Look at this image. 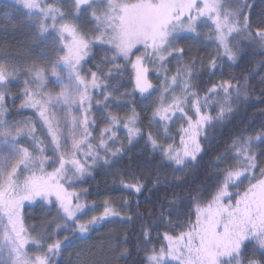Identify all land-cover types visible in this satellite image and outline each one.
<instances>
[{
	"label": "snow or ice",
	"instance_id": "1",
	"mask_svg": "<svg viewBox=\"0 0 264 264\" xmlns=\"http://www.w3.org/2000/svg\"><path fill=\"white\" fill-rule=\"evenodd\" d=\"M13 7L23 10L21 14L27 17L26 23L38 39L51 37L52 43L49 51L40 53L41 58L47 57L42 66L33 62L27 69L17 70L13 66L9 71L7 63H0V89L7 87L14 74L28 77L20 94V108L34 109L39 118L36 122L11 123L0 118V264H55L62 247L71 241L68 236L63 241L45 243L47 240L60 231L71 232L73 240L84 239L97 227L120 217L121 210L131 208L127 199L122 202L106 199L102 211H97L100 206L95 203L81 202V196L88 194L87 189L69 190L97 165L112 168L121 162L125 146L110 147L116 143L119 125L127 130L129 146L143 139L153 158L158 156L176 171L184 172L209 150L201 143L208 136L201 133L223 124L235 114L234 105L248 99L246 78L244 83L222 80L206 89L201 97L193 83L197 60L190 55L189 63L182 64L176 75L169 77L166 65L186 54L179 46L186 38L181 33L199 40L197 29L202 24L209 27V39L216 44V52L209 54L206 67L215 75L222 72L220 61L226 59L235 64L242 58L243 53L234 43L237 37L264 49V19L254 26L245 11L249 6L244 0H236L232 11H222L220 0H71L70 4L68 0H58V5L48 0H14ZM68 17L83 18L95 26L88 31L68 23ZM96 48L104 52L100 64L93 65L97 71L84 69L85 58L97 55L93 51ZM134 50L140 55L133 61ZM119 60L130 63L134 69L132 95L138 90L142 99L157 91L160 96L153 101L147 133L137 127L141 120L132 107L126 117L104 113L106 126L100 128L98 143L93 144L90 141L97 138L92 130L98 125L97 117L90 118L92 107L95 104L108 108L113 93L119 91L118 87L113 92L103 91L112 87L108 81L115 79L113 73L122 71L116 63ZM199 63L204 66L203 59ZM147 64L157 66L153 71L163 76L158 88L148 78ZM101 65L111 67L105 72ZM96 89H101L103 101L94 99ZM7 96L6 91L0 90V117L6 112ZM209 109L215 110L216 115H211ZM57 111L62 119H57ZM176 120L183 121L178 143L169 134ZM36 123L41 125L43 139L37 135ZM261 123L264 125V121ZM257 143L264 144V130L254 137L241 132L232 138L231 145L215 158L217 171L213 173L214 191L208 193L210 198L204 202L200 195L190 197L195 208L184 225L186 230L176 235L166 233V246L151 250L147 256L149 264H264V259L253 260L244 255L252 243L253 254L259 252L264 258V167H261L264 160L259 159L264 152L258 156L253 151ZM46 165L53 170L47 171ZM123 171L128 173L130 169ZM132 175L134 183L121 181V184L138 195L145 184L141 173ZM245 180L248 184L241 192L239 188ZM160 181L158 175L156 186ZM37 198L55 207L56 216L42 225L46 231L32 236L25 226L22 208L25 201ZM179 202L177 198L168 201L172 207ZM124 219L131 222L133 216L126 215ZM159 219L164 220L163 212ZM168 223H172L171 219ZM142 228L147 242L148 226ZM31 231L36 228L33 226ZM29 245L37 251L30 254ZM122 255H127L126 249Z\"/></svg>",
	"mask_w": 264,
	"mask_h": 264
},
{
	"label": "trees",
	"instance_id": "2",
	"mask_svg": "<svg viewBox=\"0 0 264 264\" xmlns=\"http://www.w3.org/2000/svg\"><path fill=\"white\" fill-rule=\"evenodd\" d=\"M244 2L249 6L245 11L251 16L255 26L261 19H264V0H244ZM221 4L223 5L222 11H232L236 0H222ZM6 5L8 4L6 3ZM6 5L3 4V1L0 2V51L16 57L20 61L42 62L44 58L40 56L42 50L39 45L41 40L33 34V29L26 23V17L21 14L23 10H18L15 7L9 9ZM185 36L186 38L180 41L179 46L185 49L186 54L175 58H180L179 61L185 64L189 63V55L197 60L194 69L197 75L193 83L197 85V91H199L200 96L203 97L206 89L222 80L244 83L246 78L249 85L247 89L248 99L242 100L238 105H234L236 107L235 114L226 118L223 124H219L215 128H209L206 133H201L202 136H208V140L201 139V143L209 150L196 165H190L184 172L176 171L174 166H168L158 156L153 158L151 149L145 147L143 139L129 146L128 143L124 144L118 138L115 145H110V147H120L121 144L125 146L126 154L121 162L112 168L97 165L95 168L90 169L89 175L72 185L69 189L70 191L81 192L83 189L88 190L87 196H81V202L88 204L97 203L106 196L130 201L131 208L130 210H125V214L132 215L133 219L126 224L124 246L122 248V253L126 249L127 255H122L121 253L115 264H148L147 256L151 254L153 248L158 250L165 244L164 235L166 233L176 235L180 231L186 230L184 225L195 208V203L190 197L200 195L201 199L207 202L210 198L208 193L214 191L213 173L217 171V167L214 164L215 158L224 153L225 149L231 145L232 138L238 136L241 132L245 136L251 134L255 136L258 132L264 130V125L261 123V121H264V116L261 115V112H264V49L247 41L244 37H237L234 43L238 45L243 53L242 58H238L235 64L226 59L220 61L222 72L217 71L215 75H212L207 71L206 66L209 54L214 55L216 48L209 40L202 38L197 40L191 34ZM43 42L45 45L49 42L47 46L49 51L52 43L51 37L43 40ZM93 51L97 55L91 56V58L87 57L83 66L85 69L97 71L93 65L100 64L104 52L100 48L93 49ZM108 55H111V53H108ZM175 58L171 59L167 64L169 77L177 72V64L174 62ZM200 59L204 60L203 67L199 63ZM124 62L123 60L116 61L122 71L118 74L113 73L115 79L108 81L112 87L106 90H113V88L118 87L119 91L126 90L131 93L130 106L135 107L141 120L137 127L147 133L149 131L146 121L147 113L143 112L139 105L140 93L135 90V95H132L135 83L134 74L130 65ZM101 67L107 72L111 65H101ZM162 78V75L157 76L153 71H150L149 79L154 87L160 84ZM4 103L7 107L10 106L9 96H7ZM208 111L211 115H216L215 110L209 109ZM34 113L35 110L32 109L18 108L15 111L7 112L6 118H26L36 122L39 118ZM182 123L183 121H180L178 128L173 125L171 127L172 137L176 143L180 139L178 132ZM184 126L186 127L187 125L185 124ZM36 128L38 137L43 139V132L39 123H36ZM90 142L93 144L98 143L96 139ZM24 143L25 146H28L27 140ZM261 152H264V144H261L257 155L259 156ZM45 154L51 155L50 152ZM100 154L101 156L104 155L103 152ZM259 159L264 160V156H259ZM261 167H264V164H261ZM124 169H130V171L125 173ZM46 170L51 172L53 168L46 165ZM133 173H141L142 182L145 184L142 192L138 195L124 189L121 184V181L134 183ZM158 175L161 177V181L156 186V177ZM176 177H180L181 180L177 181ZM243 190L244 188L240 186L239 191L243 192ZM230 191L234 192L236 190L230 189ZM174 198H177L180 202L172 207L168 201ZM170 211L171 216H169ZM162 212L164 220L159 219ZM24 214L28 216L29 209H25ZM190 218L194 220L195 216L191 215ZM46 219L40 217V221H35V224L38 225L42 220ZM169 219L172 221L171 224L168 223ZM144 225L148 226V231L150 232L147 242H145V238L142 235V226ZM252 248L253 244L249 243V251L244 253L247 258L253 260L264 259L259 252L253 254ZM69 253V256H66L67 258L63 256L58 264H90L86 253H83L80 258H76L73 248Z\"/></svg>",
	"mask_w": 264,
	"mask_h": 264
},
{
	"label": "rangeland",
	"instance_id": "3",
	"mask_svg": "<svg viewBox=\"0 0 264 264\" xmlns=\"http://www.w3.org/2000/svg\"><path fill=\"white\" fill-rule=\"evenodd\" d=\"M9 1L10 4H14V0H7ZM49 3H52L54 5H58V0H48ZM71 0H68V3L70 4ZM222 3V0L220 1ZM7 3V2H4ZM12 5H6L8 6L9 9H12ZM101 10L103 9V5L100 6ZM67 9V5L65 6L64 10ZM26 17V16H25ZM27 19V17H26ZM64 21H61L63 23ZM68 23H73L80 25L83 27L85 30L90 31L95 25L86 23L85 19L81 20H75L73 17H68L67 20ZM83 22V23H82ZM209 24L211 23L210 21L208 22ZM86 26V27H85ZM199 33V37L202 39L209 40L214 48H216V44L213 42L212 39H209V32L210 29L206 25H201L197 29ZM181 35H187V33H181ZM52 42V40H51ZM49 42L45 45L43 41H39V45L41 47L42 52H47L48 51V46ZM46 48V49H44ZM142 51V49H141ZM140 55L139 51L134 50V54L131 56V60H135L136 56ZM87 58V57H86ZM85 58V59H86ZM47 57H44V60H46ZM180 58H175V63L177 64V69L182 67V64H185L184 62L181 63L179 61ZM0 63H7L9 65V71H12V67L15 66L17 70L20 69H27L33 62H30L29 60L26 61H20L16 57L9 56L7 53L0 51ZM36 63V62H35ZM42 62H39L37 64H40L42 66ZM125 64L130 65V68L132 69V72L134 74V69L132 68L130 63ZM83 66V65H82ZM147 67H149L150 71H153V69L157 66H154L152 64H147ZM168 67V65H166ZM84 68V66H83ZM85 69V68H84ZM162 71V70H161ZM157 76L160 74L157 71H153ZM177 73V72H176ZM175 73V75H176ZM171 77V76H170ZM149 78V77H148ZM28 79V77L24 75H15L13 78L7 82V87L5 89H0L4 90L8 93L9 99H10V106L7 107V105L4 103V107L6 108V112L4 113L3 117H0L4 120L11 122H17V121H23V120H29L26 118H6L7 112L15 111L18 108H20V105L22 103V99L20 97V94L22 93L25 85L24 81ZM150 80V79H149ZM163 80V78H162ZM162 80L157 88L161 85ZM101 89H96L95 94H94V99L95 100H101L103 101V97L99 95V92ZM106 93L108 92H113V90H103ZM138 91V90H136ZM125 93H128L129 95H124ZM179 94V89H177V93ZM160 96V92H153L151 96H149L147 99H141L139 100V105L142 109L143 112L147 113V126L149 125V119L151 117V109L155 105L153 104V101H157L158 97ZM131 103V93L126 90H121L118 92L113 93V99L109 101V107L108 108H103V106H97L93 105L92 111H91V117H97L96 124L98 127H95L94 130L90 129L93 131V136H95L98 141L99 139V130L100 128H103L106 126V121L102 119V116L104 113H111L113 115H118L120 117H126L127 115L130 114V109L132 108L130 106ZM30 109V108H29ZM34 110V109H32ZM57 119H62V115L59 111L55 113ZM181 120H176L174 122L173 126L178 128ZM149 129V127H148ZM169 134L173 136L172 131L170 129ZM116 136L117 139L119 138V141L123 142L124 144H127L128 141L126 139L127 136V130L124 129L123 125H119L118 128L116 129ZM253 136V134H251ZM254 137V136H253ZM171 143L172 141H167ZM261 148V144L257 143L253 147V151L257 154ZM81 159H83L81 157ZM91 163V161H89ZM258 173V172H257ZM248 184V181L245 180V182L240 185L243 188H246ZM54 199V198H53ZM108 199L116 202H122V198H117V197H111V196H106L102 200L98 201L95 203L96 205L100 206L97 211H102V205L103 202ZM85 203V202H82ZM25 209H29V214L26 216ZM119 210V209H118ZM96 214V213H90V215ZM22 215L24 217L25 221V226L29 228L30 234L32 236H37V233L46 231L42 225H45L48 221H51L55 216H56V208L52 207L47 204V201L42 200L41 198H37L35 201H25L24 207L22 208ZM126 216L125 210H121V216L120 217H115L112 218L110 222L103 224L102 226L97 227L94 231H91L90 234L86 236L84 239H72L71 232H65V231H60L58 232L52 240H47L45 243H52L54 240L59 239L61 241L64 240L65 236L69 237V240L71 241L67 246L62 247L59 256L55 258V264H58L59 261L62 260L63 256H69V252L73 248L75 251V256L76 258H80L83 253H86V257L88 258L90 264H115L116 261L119 258V255L122 253V248L124 246V234H125V229H126V224L127 222L125 221L124 217ZM40 217L47 218L46 220H42L40 224H35V221H40ZM87 217H85L86 219ZM36 228L35 232L31 231L32 227ZM118 232V233H117ZM116 233V235H115ZM114 234V235H113ZM167 241L165 240V244L163 246H166ZM27 250L30 254L35 253L37 249L29 245L27 246ZM159 250V249H158ZM66 257V258H67ZM149 262V261H148ZM149 264V263H148Z\"/></svg>",
	"mask_w": 264,
	"mask_h": 264
},
{
	"label": "bare ground",
	"instance_id": "4",
	"mask_svg": "<svg viewBox=\"0 0 264 264\" xmlns=\"http://www.w3.org/2000/svg\"><path fill=\"white\" fill-rule=\"evenodd\" d=\"M221 1V0H220ZM221 3V2H220ZM83 23V22H82ZM86 27V26H85ZM210 45V44H209ZM208 46V45H207ZM173 76V75H172ZM6 109V108H5Z\"/></svg>",
	"mask_w": 264,
	"mask_h": 264
}]
</instances>
